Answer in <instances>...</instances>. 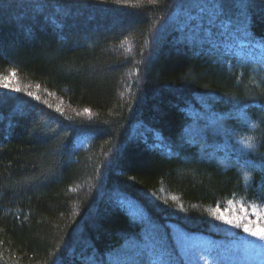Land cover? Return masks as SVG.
<instances>
[{"label":"trees","instance_id":"16d2710c","mask_svg":"<svg viewBox=\"0 0 264 264\" xmlns=\"http://www.w3.org/2000/svg\"><path fill=\"white\" fill-rule=\"evenodd\" d=\"M228 201L264 204V0H0V264H184Z\"/></svg>","mask_w":264,"mask_h":264},{"label":"rangeland","instance_id":"374dc122","mask_svg":"<svg viewBox=\"0 0 264 264\" xmlns=\"http://www.w3.org/2000/svg\"><path fill=\"white\" fill-rule=\"evenodd\" d=\"M83 143H77V147ZM228 204L223 211L229 218L247 215L248 225L252 228L264 227V219L252 215L251 205L256 206V211L260 216H264V204H243L247 213L240 211L241 204L236 201ZM132 208V207H131ZM133 209V208H132ZM173 240L178 250L180 258L184 264H264V240L258 239L243 230L240 227H234L216 219V225L213 226L212 236L189 239L179 234L172 228Z\"/></svg>","mask_w":264,"mask_h":264},{"label":"snow or ice","instance_id":"6c2138e0","mask_svg":"<svg viewBox=\"0 0 264 264\" xmlns=\"http://www.w3.org/2000/svg\"><path fill=\"white\" fill-rule=\"evenodd\" d=\"M5 87H7V85H5ZM20 89H16V91H19ZM28 95H32V93H28ZM37 99H39L38 97H36ZM87 111V109L85 110ZM256 125H252V127H255ZM240 143L244 146L245 149H253L254 148V142H253V137L251 135L247 136V137H242L240 139ZM245 164H246V161H245ZM247 166V164H246ZM244 179L245 180H248L249 179V176H248V173L245 172L244 173ZM229 204L233 203L232 201H228ZM252 209H253V212H252V215H256L258 217V220H257V223H259V220L260 219H264V216H260L259 212L256 211V206L255 205H251L250 206ZM220 206L217 205V211L213 212L212 215L215 216L216 219L218 220H222L224 223L226 224H230L234 227H240V228H243V230L245 232H247L248 234L254 236V237H257L258 239H261V240H264V227H256L255 229L250 227L248 225V222H247V215H242V216H239V217H233V218H229L228 216H226L224 214L223 211H220ZM240 211L243 212V213H247L248 209L243 205L241 204L240 206Z\"/></svg>","mask_w":264,"mask_h":264}]
</instances>
